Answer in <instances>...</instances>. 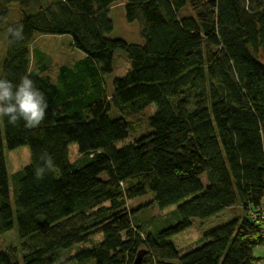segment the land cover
Wrapping results in <instances>:
<instances>
[{
    "label": "trees",
    "instance_id": "obj_1",
    "mask_svg": "<svg viewBox=\"0 0 264 264\" xmlns=\"http://www.w3.org/2000/svg\"><path fill=\"white\" fill-rule=\"evenodd\" d=\"M121 2L143 43L110 37ZM16 26L0 76H30L49 108L35 127L0 119V240L17 231L0 264H264V0H52ZM40 35L72 36L83 58L53 77ZM118 50L130 70L109 95ZM21 146L12 200L4 149Z\"/></svg>",
    "mask_w": 264,
    "mask_h": 264
},
{
    "label": "rangeland",
    "instance_id": "obj_2",
    "mask_svg": "<svg viewBox=\"0 0 264 264\" xmlns=\"http://www.w3.org/2000/svg\"><path fill=\"white\" fill-rule=\"evenodd\" d=\"M46 1L52 0H9V2H7V0H0L2 7H5L7 9L6 14L2 13L3 15H1L0 17V72L2 70L3 62L6 57L7 38L10 31L9 28L4 29L5 22L19 20L23 17V13L34 14L38 7ZM125 7V2H121L111 7L109 16L113 20L114 29L110 34V37L113 39H122L128 43H143L144 39L141 35V24L139 21L130 22L127 20ZM32 49L35 53L40 50L52 57L53 69L51 71V75L53 77L56 76V74L58 73V68L61 65H70L83 58L82 56H84V53L81 50L73 46L72 36L70 35L37 36ZM129 70L130 65L126 53L124 51L118 50L115 54L113 72L107 75L105 78L106 91L109 95L112 93L114 88V79L125 76L129 72ZM156 108L157 106L155 104L150 105L147 109L148 116H151L156 111ZM119 116L120 115L116 110H112L111 112H109V117L111 119H117ZM2 126L4 129L3 122ZM135 138L136 136L130 133L127 139L124 140V143L132 142L135 140ZM70 150L71 157L74 159L77 154V145H71ZM4 152L6 157L8 177L11 186V199L15 200L14 175L18 170L22 169L31 162V150L28 146H21L14 150H9L7 147H5ZM149 200L150 197L148 195L143 196L141 198L130 201V206L132 208H138L139 206L144 205L143 203H147ZM145 208H149L147 214L153 213V215H157L158 213L157 209L151 211L152 208L150 209L149 206L144 207L143 209ZM140 211L141 210H139L138 213ZM176 221L177 220L172 216H166L165 218H160L155 223H153L152 229H163L167 226L173 225L174 223H176ZM7 235L3 237V240H0V245L2 244L3 246L5 243H9V240L15 241L17 237L16 227L12 231H10V233H7ZM83 246L84 245H78L74 249L80 250ZM255 255L264 256V245L255 250Z\"/></svg>",
    "mask_w": 264,
    "mask_h": 264
},
{
    "label": "clouds",
    "instance_id": "obj_3",
    "mask_svg": "<svg viewBox=\"0 0 264 264\" xmlns=\"http://www.w3.org/2000/svg\"><path fill=\"white\" fill-rule=\"evenodd\" d=\"M12 39H23V27L16 26L10 30ZM49 102L46 94L36 86L33 79L24 75L18 81L0 76V119L16 125L23 121L27 127L39 126L45 119ZM53 161L50 156L36 171L42 178L45 168H50Z\"/></svg>",
    "mask_w": 264,
    "mask_h": 264
},
{
    "label": "water",
    "instance_id": "obj_4",
    "mask_svg": "<svg viewBox=\"0 0 264 264\" xmlns=\"http://www.w3.org/2000/svg\"><path fill=\"white\" fill-rule=\"evenodd\" d=\"M144 253H145L144 251H140L138 253V255L134 261V264H141Z\"/></svg>",
    "mask_w": 264,
    "mask_h": 264
}]
</instances>
